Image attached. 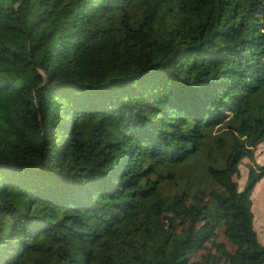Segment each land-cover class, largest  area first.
<instances>
[{
	"label": "trees",
	"instance_id": "16d2710c",
	"mask_svg": "<svg viewBox=\"0 0 264 264\" xmlns=\"http://www.w3.org/2000/svg\"><path fill=\"white\" fill-rule=\"evenodd\" d=\"M262 141L264 0H0V264H189L214 229L165 226L164 185L201 155L264 264Z\"/></svg>",
	"mask_w": 264,
	"mask_h": 264
},
{
	"label": "rangeland",
	"instance_id": "374dc122",
	"mask_svg": "<svg viewBox=\"0 0 264 264\" xmlns=\"http://www.w3.org/2000/svg\"><path fill=\"white\" fill-rule=\"evenodd\" d=\"M220 133H224V130L215 131L211 137L212 141L215 142V137ZM208 162L209 159L201 155L197 160L183 166L184 179L180 181L181 186L170 178L166 181L164 186L167 198L162 223L165 226L172 225L173 231L176 233L186 232L193 222L194 207L200 204L203 212L198 226L210 224L214 229V236L205 237L204 245L190 252L189 264H203L205 261L209 264H254L244 262L237 256L238 245L225 234V211L218 205V201L227 195V191L207 176L204 163ZM263 165L264 141L255 149L253 159L245 158L240 163L239 174L235 176L240 189H243L247 182L250 167L258 168ZM164 173H168V171L164 170ZM190 175L192 177L188 181ZM183 184H186L193 192L177 201L176 196L183 190ZM252 200L254 226L258 240L264 246V177L258 181L254 188Z\"/></svg>",
	"mask_w": 264,
	"mask_h": 264
}]
</instances>
